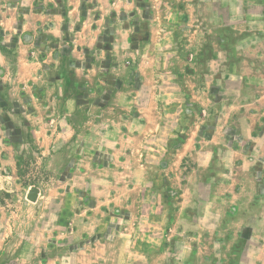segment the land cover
Masks as SVG:
<instances>
[{"label": "crops", "instance_id": "1", "mask_svg": "<svg viewBox=\"0 0 264 264\" xmlns=\"http://www.w3.org/2000/svg\"><path fill=\"white\" fill-rule=\"evenodd\" d=\"M28 156L49 175L36 201ZM70 195L85 209L64 221ZM117 207L123 264H264V0H0V253L115 264Z\"/></svg>", "mask_w": 264, "mask_h": 264}, {"label": "rangeland", "instance_id": "2", "mask_svg": "<svg viewBox=\"0 0 264 264\" xmlns=\"http://www.w3.org/2000/svg\"><path fill=\"white\" fill-rule=\"evenodd\" d=\"M208 18L212 21H216L218 18L217 16L215 15H208ZM215 27L213 26V29L211 31V34H214L215 33ZM179 33V31H177ZM230 32V31H229ZM178 35V34H177ZM180 43H182V41H180ZM184 46L179 45V47H177V50H180V52H182V50H184ZM187 48V47H186ZM188 50V49H186ZM190 50L185 51L186 52V55L189 56L190 59H192V56L189 52ZM215 51V46H212L210 44H208V47H207V53H206V56H204V58H207L209 57V55ZM109 53V52H108ZM91 57L92 59L94 58H97L99 57L100 58V55L99 53L97 54H91ZM110 56H108V54H106V58H109ZM103 59V58H102ZM204 64L205 65H209L208 61H206L204 59ZM102 65L101 66H104L103 63H101ZM107 66V67H106ZM105 68H108V65H106ZM190 69H193V68H190ZM116 77V76H115ZM108 81H113V79L109 80V78L107 79ZM115 82V80H114ZM174 108H180L181 109V102H176L175 105L173 106ZM180 110L178 109L177 111L175 112H179ZM173 113L171 112V116L170 118H172V121H177V120H180L182 121L183 123L186 122L185 126L186 128H189V126H192L194 127L195 126V121H196V118L195 116H185V117H182V114H178V115H175L176 113ZM187 117V118H186ZM186 120V121H185ZM179 135H183L179 133ZM180 139V136L176 137L175 138V142L174 144H178L177 143V140ZM162 144L164 145V148L161 147V145H155V144H151V145H154L156 146L159 150H160V153L158 154V158L157 160H162V159H165L166 158V154L168 152H165V148H167L165 142H162ZM148 150L151 152V153H156L154 149H151L148 147ZM164 153V154H163ZM150 157H148V159L150 160ZM38 161L41 162V159L40 158H37L35 156H31V157H26V158H23V160L21 161V166H20V173H21V176H25V180L27 181V184L29 183H32V185H34L32 188L36 187L37 186H40V185H43L42 181L44 182H47V180H49V175H45L44 174V169L39 167V163H37ZM164 173V172H163ZM160 181H162L161 183L165 184L167 183V181L165 180V178L163 177V174L161 175L160 177ZM31 188V189H32ZM8 196L9 197V203H11V205H15V201H16V198L13 197L11 200V194H15L14 191H8ZM162 196L164 197H167V193L165 192H162L161 193ZM74 196L73 195H70V197H68L67 199V206H66V211L64 212V217L63 220L64 221H68L69 219H71V217H74V213L75 212H82V210L85 209V206L83 205H80V204H77L75 202V199H73ZM84 201V199L82 200ZM87 202V200H86ZM88 203V202H87ZM89 204V203H88ZM11 207V206H9ZM13 208H18L16 206H13ZM90 209L92 207H89ZM134 212H136L137 210H135V208L132 209ZM109 213L113 214L115 217H119L115 223L111 224V227H113V231L111 232L112 234V237H110V241H109V244L113 245L114 247H116L117 249L115 251H113L111 254H110V259L109 261L115 263V264H123V251H120L119 250V247L123 250V234L122 233H119L120 232H123V229H124V226L125 224L123 223V217H125L127 215V213L123 210V208H114V209H110L108 210ZM138 212V211H137ZM20 213L23 214V216H28V215H32L34 212L33 210L31 211L30 208L26 207L25 205L22 207V209H20ZM158 214V213H157ZM140 215L141 217H159V215H156L155 212H151V208H149L148 206H144L143 208L140 209ZM76 217V216H75ZM68 228V227H67ZM136 228H137V231H136V235L132 241V247H134L135 245L138 246V245H142L143 249L145 250V246H151L152 244H155L157 242H155L154 240H152L150 237H145L143 238L144 236H146V232H148L149 228H151V225L149 222H144V221H137V225H136ZM142 231H144V233H142ZM42 233H43V230L42 229H37L36 228V234L38 235V238H37V241L40 237V234L42 236ZM115 233V234H113ZM43 237V236H42ZM66 239V238H64ZM161 240V239H160ZM26 242V241H25ZM73 242L74 241H68L66 240L65 242H63L64 246H72L73 247ZM6 243L9 244V242L7 241ZM62 243H56V242H51L49 243V245H51L50 247H52L53 249L49 251V253H52L56 250L57 247L61 246ZM24 245L26 246H32L33 243L29 242L27 240L26 243H24ZM128 245H130L128 243ZM7 250H5L4 253H0V264H20L26 257V255H13L11 253H9L8 251V247L10 248L11 247V244L7 245ZM65 248L64 251H67V248ZM3 250V248H1ZM148 249V248H147ZM29 255V254H28ZM27 255V256H28ZM52 255V254H51ZM63 254L60 253V256H62ZM18 257V259H15V257ZM46 257L47 255H41V257ZM21 258H23V260L21 261ZM152 255L149 253L147 254L146 252L145 253H136V252H130L128 255H127V263L129 264H151L152 262Z\"/></svg>", "mask_w": 264, "mask_h": 264}, {"label": "water", "instance_id": "3", "mask_svg": "<svg viewBox=\"0 0 264 264\" xmlns=\"http://www.w3.org/2000/svg\"><path fill=\"white\" fill-rule=\"evenodd\" d=\"M38 189L36 187L32 188L30 191H29V194H28V199L31 200V201H36L37 200V196H38Z\"/></svg>", "mask_w": 264, "mask_h": 264}]
</instances>
